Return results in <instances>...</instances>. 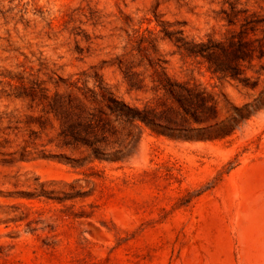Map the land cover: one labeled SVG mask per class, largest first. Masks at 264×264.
<instances>
[{"label":"rangeland","instance_id":"rangeland-1","mask_svg":"<svg viewBox=\"0 0 264 264\" xmlns=\"http://www.w3.org/2000/svg\"><path fill=\"white\" fill-rule=\"evenodd\" d=\"M0 264H264V0H0Z\"/></svg>","mask_w":264,"mask_h":264},{"label":"trees","instance_id":"trees-1","mask_svg":"<svg viewBox=\"0 0 264 264\" xmlns=\"http://www.w3.org/2000/svg\"><path fill=\"white\" fill-rule=\"evenodd\" d=\"M221 64H223V63H221ZM217 70H220V71H223V70H230L231 72H232V75H234L235 74V72H234V70L233 69H230V67H227L226 65H219L218 67H217Z\"/></svg>","mask_w":264,"mask_h":264},{"label":"bare ground","instance_id":"bare-ground-1","mask_svg":"<svg viewBox=\"0 0 264 264\" xmlns=\"http://www.w3.org/2000/svg\"><path fill=\"white\" fill-rule=\"evenodd\" d=\"M36 90H38V88L36 89ZM42 90V89H41ZM37 93V95H39L40 93L39 92H36ZM36 96V95H35Z\"/></svg>","mask_w":264,"mask_h":264}]
</instances>
